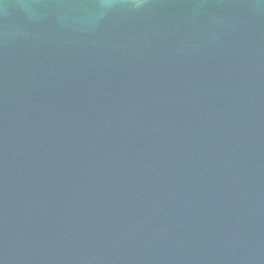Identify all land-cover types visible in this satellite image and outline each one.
I'll return each mask as SVG.
<instances>
[{"label": "water", "instance_id": "95a60500", "mask_svg": "<svg viewBox=\"0 0 264 264\" xmlns=\"http://www.w3.org/2000/svg\"><path fill=\"white\" fill-rule=\"evenodd\" d=\"M0 264H264V0H0Z\"/></svg>", "mask_w": 264, "mask_h": 264}]
</instances>
